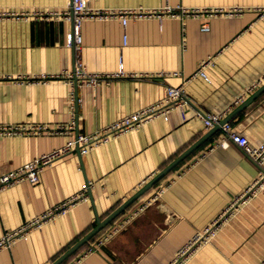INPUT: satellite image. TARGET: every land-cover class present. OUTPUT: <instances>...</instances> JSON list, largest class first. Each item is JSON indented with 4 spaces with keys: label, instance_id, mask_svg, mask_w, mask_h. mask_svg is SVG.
<instances>
[{
    "label": "crops",
    "instance_id": "1",
    "mask_svg": "<svg viewBox=\"0 0 264 264\" xmlns=\"http://www.w3.org/2000/svg\"><path fill=\"white\" fill-rule=\"evenodd\" d=\"M67 1L0 0V11L29 14L35 9H62ZM169 2L197 8V13L164 17L160 24L155 18L128 19L124 28L114 18L82 20L78 55L84 67L115 72L120 60L122 73L94 86L75 87L76 100L68 99V86L60 78L35 83L11 79L71 68L74 54L63 44L68 21L31 15L0 18V123L55 128L66 125L72 114L71 126L62 133L0 135V171L159 99L167 85L180 83L201 58L212 55L213 60L205 68L208 81L195 75L184 82L188 101L182 111L172 109L165 120L152 118L83 154L73 148L42 167L34 183L20 180L2 188L0 236L89 184L85 201L1 249L0 264H49L93 226L95 216L103 218L208 129L197 112L228 107L264 71V0ZM160 3L86 1L87 7L95 8ZM207 9L213 14L207 15ZM203 21L206 30L199 28ZM227 121L250 145L264 140V90ZM219 134L208 136L60 264H178L169 261L186 242L192 249L182 258L184 264H255L264 254V192L239 200L259 168L233 143L212 145ZM161 186L154 202L98 242ZM193 234L199 237L191 242Z\"/></svg>",
    "mask_w": 264,
    "mask_h": 264
},
{
    "label": "built area",
    "instance_id": "2",
    "mask_svg": "<svg viewBox=\"0 0 264 264\" xmlns=\"http://www.w3.org/2000/svg\"><path fill=\"white\" fill-rule=\"evenodd\" d=\"M87 0H68L62 9H35L31 12L23 11H0L1 17H26L31 15L33 18H46L53 16L54 18H62L68 21L67 30L64 33L63 44L65 47L71 48L73 51V62L70 69H61L59 72L54 74H45L43 72L39 74H25L24 76L16 75L11 76V79L15 83H35L43 82L49 78L56 77L62 79L68 86L67 97L69 100H74V88L78 86L88 85L94 86L101 81L108 80L110 77L121 74L120 60H118V69L115 72H98L88 70L84 67L78 55L81 36H80V25L84 19H98L104 20L107 18L117 19L119 25L124 28L128 19H140V18H155L160 24V21L164 17H178L182 16H193L197 13V8L185 7L179 3L171 4L169 0H161V3L156 6H128L120 8H95L87 7ZM234 9V8H233ZM215 10L222 11L221 8H215ZM207 15H212V9L205 11ZM207 23L201 22L199 28L201 30L207 29ZM179 46L181 49L184 48V39L181 35ZM212 55H207L201 58L195 67V69L187 76H181V82L176 85H167L165 87L163 95L153 102L145 104L124 116L117 118L116 120L105 124L104 126L97 128L89 133L76 134L74 138L68 140L64 144L52 148L46 152H42L33 156L30 160L22 162L15 168L0 171V190L5 186L18 182L20 180H27L30 183H34L37 180V174L42 167L51 163L52 160L58 158L64 153L73 149L76 145L77 152L83 154L95 146L107 142L110 136L118 133L127 131L134 128L138 124L148 121L155 117L166 119L167 113L172 109L183 110L186 105L188 98L186 97L183 89L184 82L190 77L199 75L205 81H208V76L205 73V68L212 65ZM176 74V71L168 72ZM9 78L10 76H3ZM264 81V71L248 86L244 87L239 93L235 95L232 102L228 107L218 112H197L198 116L202 120L204 128H210L214 124H218L219 120L222 119L229 107L240 103L249 93H251L256 87H258ZM76 100V98H75ZM72 124V114L66 125L58 124L55 128H46L44 125L24 126L16 124H2L0 123V135H11V134H23L28 132L39 133L44 130L46 133H62L65 127H70ZM219 137L212 143L214 146L225 147L229 143L237 145L241 150L252 159L258 166L259 171L257 176L252 182L245 188L243 192V198L239 202H243L246 196H253L258 191L264 192V140L261 142L250 145L246 137L231 129L228 121H223L218 124ZM211 147H208L209 150ZM203 153H200V156ZM89 184L86 182L82 185L81 189L73 194H70L67 198L57 202L53 206L48 207L43 212L34 215L32 218L24 222L21 226L11 231H4L0 236V250L8 249L18 240H24L26 232L31 229L38 227L41 222L53 217L54 215H60L65 213L71 206L78 201H85L87 198V190ZM163 191V187H158L147 199L142 200L134 208H132L122 220L116 225L112 226L106 233H104L98 240V242L106 239L111 234L117 232L122 226L130 219L138 215L143 211L147 205L154 202L159 194ZM211 235V232H210ZM197 234H193L191 242L198 239ZM208 236L206 237V241ZM88 248L86 251H89ZM255 264H264V254L256 261Z\"/></svg>",
    "mask_w": 264,
    "mask_h": 264
},
{
    "label": "water",
    "instance_id": "3",
    "mask_svg": "<svg viewBox=\"0 0 264 264\" xmlns=\"http://www.w3.org/2000/svg\"><path fill=\"white\" fill-rule=\"evenodd\" d=\"M263 90H264V81L258 87H256L251 93H249L240 103H238L228 114H226L222 119H220L218 124L222 123L223 121H227L228 118L231 117V115H233L236 111H238L242 106L250 102L253 98H255ZM218 124H214L213 126L208 128L204 133H202L193 142H191L185 149H183L179 154H177L172 160H170L165 166H163L160 170H158V172H156L152 177H150L146 182H144L137 190H135L131 195L125 198L122 202H120L110 212H108L103 218L98 219V217L95 216L94 225L89 230H87L82 236H80L74 243H72L68 248H66L62 253H60L49 264H60L63 259L69 256L79 246L84 244L102 226H104L115 215H117L125 207H127L133 200H135L140 194H142L153 183H155L157 179H159L163 174H165L169 169L174 167L187 154H189L193 149H195L199 144H201L208 136L218 131L219 130ZM74 149L77 151L76 145Z\"/></svg>",
    "mask_w": 264,
    "mask_h": 264
},
{
    "label": "rangeland",
    "instance_id": "4",
    "mask_svg": "<svg viewBox=\"0 0 264 264\" xmlns=\"http://www.w3.org/2000/svg\"><path fill=\"white\" fill-rule=\"evenodd\" d=\"M142 212V211H141ZM140 212V213H141ZM137 216V215H136ZM190 242H186L185 244H182L175 252L173 255V258H171L170 263H176L177 261L178 264H184V261H182V258L187 255L188 252L192 249V245H190ZM190 254V253H189Z\"/></svg>",
    "mask_w": 264,
    "mask_h": 264
},
{
    "label": "trees",
    "instance_id": "5",
    "mask_svg": "<svg viewBox=\"0 0 264 264\" xmlns=\"http://www.w3.org/2000/svg\"><path fill=\"white\" fill-rule=\"evenodd\" d=\"M93 225H94V224H93ZM73 252H74V251H73ZM73 252H72V253H73ZM72 253H71V254H72Z\"/></svg>",
    "mask_w": 264,
    "mask_h": 264
}]
</instances>
